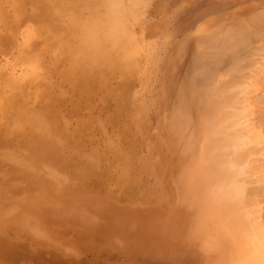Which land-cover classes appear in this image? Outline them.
Instances as JSON below:
<instances>
[{
	"label": "rangeland",
	"instance_id": "obj_1",
	"mask_svg": "<svg viewBox=\"0 0 264 264\" xmlns=\"http://www.w3.org/2000/svg\"><path fill=\"white\" fill-rule=\"evenodd\" d=\"M5 1L0 0V14H9L5 15L6 20L0 15V79L3 78L0 84L5 81L0 85V103H5L0 104V264H241L238 247L233 252L229 244L239 246L240 241L232 232L229 218L221 212L222 205L219 210L222 202L217 204L210 193L214 189L211 186L216 185L211 179L213 172L207 174L218 150L209 153V148L212 136L216 139L229 133L233 137L238 136V131L245 135L250 131L247 126H242V130L241 124L237 126L242 131L225 125L224 120L228 117L227 120L231 121L230 115L233 114L246 118V124H249L247 121L253 123L252 131H256L254 141L259 135H264V0H125L127 6L124 0H118V8L116 3L112 8L120 13H111L117 19L114 23H119L116 26L120 28L122 25L125 32L108 52L110 46L105 49L97 42L102 41L103 26L112 25L110 22L106 26L105 23L111 19L104 20L106 15L103 16L106 12L104 8L109 5L104 3L106 0H47L49 5L46 0ZM117 15H120L119 18ZM28 27L31 34L34 32L32 35L26 31ZM228 34L234 38H228ZM24 35L30 38L29 42ZM235 35L240 38L235 40L236 44L232 40ZM92 36L94 44L98 45L96 50L102 47L106 50L99 51L103 55H97V59L101 57L99 61L94 59L97 64L89 59L95 58V52L98 54V50L90 48L94 47L90 42ZM132 36H136L134 40ZM226 39L228 43L231 41L229 45ZM123 40L127 42L126 46H131V50L134 48L131 58L137 59L132 60L129 56L124 61L118 57ZM132 40H137V43ZM219 43L223 47L220 48ZM232 43L237 45L236 48ZM26 45H29L28 48ZM87 46L91 52L87 51ZM196 48L200 49L199 52ZM21 51L30 55L23 53L22 56ZM35 53L40 64L32 56ZM104 53L107 54L106 60ZM22 57L29 59L24 62L27 65ZM113 58L119 60L122 66H128L130 71L132 66L133 71H123L126 68L123 67L120 73L119 63L115 65L118 71L115 67L116 71L111 70L114 69L110 67ZM70 64L71 67L74 64L72 69ZM39 67L43 70L40 71ZM27 71L31 78L26 77H30ZM117 72L121 76L118 80ZM126 72L129 74L122 80ZM22 73L24 79L21 80L19 76L22 77ZM111 73L112 76H109ZM42 77L44 81H41ZM213 88L220 91V94L214 92L217 95L215 98L212 97L214 93L208 94ZM31 91L37 100H33ZM244 91L246 94L242 96ZM227 92L230 96L234 95V101L224 100L225 96H229ZM38 94L41 96L38 97ZM7 95L9 98L6 99ZM42 98L45 103H42ZM218 98L221 100H218V108L227 115L223 120L227 126L225 129L222 125L224 117L219 123L215 111L210 110L211 103ZM26 101L33 106L27 107ZM11 102L13 104L10 105ZM15 105L23 111L24 106L27 110L31 108L36 116V112L40 111L39 119L36 118L38 122L46 123L47 120L42 131L46 128L48 131L45 130V134H49L38 131L42 123L33 122V114V119L28 117L31 121L22 122L25 124L22 126L19 121L27 118L32 110L24 116L18 113L20 110L12 109ZM235 106L243 111H237ZM232 108L235 113H231L234 112ZM9 109L13 110L12 114ZM208 110L216 116L210 118L213 120H209L211 113L208 115ZM186 114L190 118L188 126ZM179 118L182 128L186 125L189 133L186 136L190 137L181 146L187 152L184 155L183 150L178 151L180 145L173 138L176 127L180 125ZM15 119L19 120L18 126ZM235 121L233 125L238 123ZM208 123L209 126L215 123V127L211 126L209 130ZM220 126L225 130L222 129L223 134L219 133ZM13 127L21 129H17L16 133ZM253 133H249L251 138ZM262 136L259 138L263 142L253 143L256 149L248 148L253 152H247L251 158L244 157L251 162L246 160L248 163L243 162L244 169H240L242 174L246 172L244 178L247 181L244 180V190L241 189L243 192L239 198V203L253 208L251 216H246L251 219V224L260 226L259 223L263 222L260 230L264 228ZM190 139V144L194 142L190 147L192 151L188 148L186 151L189 141L186 142L189 146L183 145ZM228 158L232 159L227 157V161ZM234 165L239 167V164L237 167ZM233 178L239 187L243 186L238 183V175ZM257 178L260 183L258 180L256 183ZM260 239L264 241L263 237Z\"/></svg>",
	"mask_w": 264,
	"mask_h": 264
},
{
	"label": "bare ground",
	"instance_id": "obj_2",
	"mask_svg": "<svg viewBox=\"0 0 264 264\" xmlns=\"http://www.w3.org/2000/svg\"><path fill=\"white\" fill-rule=\"evenodd\" d=\"M3 1V0H2ZM7 1V0H6ZM5 1V2H6ZM60 1V0H59ZM65 2H67V0H64ZM69 1V0H68ZM72 1V0H71ZM81 1V0H80ZM108 1V2H107ZM110 1V2H109ZM116 1H118V0H106V1H104V3H106V5L107 4H109V5H107V6H109L107 9H106V7L104 8V11H106V12H104V15L103 16H105V18L102 16V18H104V20H108V19H111L109 22H107V23H105L106 24V26L108 25V23H110V24H112V25H108L109 27H106L105 28V26H103V25H101V26H103L104 28H103V33H104V35H102L103 37L101 38V40L102 41H97L98 42V45H103V47L106 49V47H108V46H110V47H108L107 48V52L108 51H110L109 50V48H111V47H115V45H116V41L119 39V38H123V32H125V28H123V26L121 25L120 26V28H118V26H116V24L118 23V21H116V23H114L115 22V20H117L116 19V17H113L112 16V13L113 14H115L116 12L115 11H118V9L116 10V8H114L115 10H113V8H112V5H114V3H116ZM133 1V0H132ZM136 1V0H135ZM46 2H47V0H46ZM53 2H56V1H54L53 0ZM61 2H63V1H61ZM70 2V1H69ZM120 2H121V0H120ZM128 2H129V0H128ZM4 3V2H3ZM17 3V2H16ZM15 3V4H16ZM48 3V2H47ZM124 4H125V0H124V2H123ZM1 4V3H0ZM51 4H52V2H51ZM64 4V3H63ZM69 4V3H68ZM118 4H120V3H118ZM48 5H49V3H48ZM54 5V4H53ZM59 5V4H58ZM126 5V4H125ZM137 5V4H136ZM1 6V5H0ZM45 6V5H44ZM118 5H117V3H116V6L115 7H117ZM127 6V5H126ZM126 6L125 7H123V8H121V10L122 9H124V8H126ZM50 7H52L51 5H50ZM56 7H57V4H56ZM121 7H122V5H121ZM48 8V7H47ZM111 8V9H110ZM118 8V7H117ZM109 9V10H108ZM0 11H1V7H0ZM2 11H3V8H2ZM107 11H110L109 13H107ZM112 11H114V12H112ZM127 11V10H126ZM62 12V11H61ZM64 12V11H63ZM112 12V13H111ZM119 12V11H118ZM60 13V12H59ZM120 13V12H119ZM4 14V13H3ZM2 13L0 14L1 16H4L5 17V15L6 16H9V14H5V15H3ZM261 14V13H260ZM110 15H111V17H113V18H111L110 17ZM124 15H125V13H124ZM118 16V15H117ZM120 16V15H119ZM119 16H118V18H119ZM123 16V15H122ZM121 16V17H122ZM62 17V16H61ZM110 17V18H109ZM6 18L7 17H5V20H6ZM11 17H9V19H10ZM59 18H60V15H59ZM63 18H64V16H63ZM108 18V19H107ZM262 18H264V17H262ZM0 19H1V17H0ZM121 19V18H120ZM2 20H4V19H2ZM263 20V19H262ZM8 22H9V20H7ZM17 21V20H16ZM242 21V20H241ZM252 21V20H251ZM8 22H7V24H8ZM49 22V21H48ZM62 22V21H61ZM64 23H65V21H63ZM67 22V21H66ZM119 22H120V20H119ZM5 23H6V21H5ZM113 23H114V25H113ZM242 23H243V21H242ZM62 24V23H61ZM68 24V23H67ZM70 24V23H69ZM119 24V23H118ZM239 24V23H238ZM6 25V24H5ZM64 25V24H63ZM71 25V24H70ZM231 25V24H230ZM99 26V25H98ZM98 26H97V28H98ZM115 26V27H114ZM227 26H229V24L228 25H226V27ZM239 26V25H238ZM245 26V25H244ZM7 27H9V26H7ZM71 27H73V26H71ZM83 27V26H82ZM81 27V28H82ZM95 27V26H94ZM223 27V26H222ZM233 27V26H232ZM232 27H230V28H232ZM241 27V26H240ZM2 28V27H1ZM0 28V29H1ZM12 27H10V29H11ZM29 28L30 27H28V29H26V31L27 32H29L28 30H29ZM77 28H79L78 26H77ZM96 28V27H95ZM242 28V27H241ZM244 28V27H243ZM245 28H246V26H245ZM74 29V28H73ZM73 29H72V32H73ZM83 29H84V27H83ZM225 29V28H224ZM232 29H234V28H232ZM249 29V28H248ZM31 30V29H30ZM80 30H82V29H80ZM111 30V31H110ZM228 30V29H227ZM23 31H25V30H23ZM34 31V30H33ZM70 31H71V29H70ZM83 31V30H82ZM223 31V30H222ZM254 31V30H253ZM256 31V30H255ZM32 32V31H31ZM31 32H29V34L30 35H32L31 34ZM85 32V31H84ZM83 32V33H84ZM229 32H230V30H229ZM238 32H239V30H238ZM245 32V31H244ZM261 32V31H260ZM74 33V32H73ZM101 33V32H100ZM102 33V34H103ZM241 33V32H240ZM24 34H25V32H24ZM28 33L27 34H25L26 36L27 35H29ZM223 34V33H222ZM232 35H234L235 33H233V30H232V33H231ZM248 34V33H247ZM253 34V33H252ZM24 35V37L25 38H27L26 36ZM55 35V34H54ZM53 35V36H54ZM60 35H61V32H60ZM72 34H69V36H71ZM101 35V34H100ZM204 35V34H203ZM227 35V34H226ZM255 35V34H254ZM256 35H259V34H256ZM134 36V35H133ZM132 36V39L134 40V38L136 37H133ZM211 36V35H210ZM237 35H235V39H232V38H234V36H231L230 34H228V38L229 37H232V38H230V39H232L233 41H235L237 38H239V35H238V37H236ZM264 36V35H263ZM73 37V36H72ZM101 37V36H100ZM196 37H198V36H196ZM224 37H226L227 38V36H225L224 35ZM257 37V36H256ZM255 37V38H256ZM55 38H57V37H55ZM59 39V42H61L60 41V37H58ZM200 38V37H199ZM209 38V37H208ZM65 39V38H64ZM98 39V38H97ZM230 39H229V41H230ZM240 39V38H239ZM29 40H30V38L28 37L27 39H26V41L27 42H29ZM57 40V39H56ZM71 40V39H70ZM73 40V39H72ZM133 40H132V42H133ZM200 40V39H199ZM214 40H216L215 38H214ZM213 39H212V41H214ZM225 40V39H224ZM227 40V39H226ZM238 40V39H237ZM236 40V41H237ZM68 41V40H67ZM112 41V42H111ZM204 41V40H203ZM211 41V40H210ZM221 41H222V39H221ZM236 41H235V44H236ZM242 41V40H241ZM240 40H239V42H241ZM245 41V40H244ZM58 42V41H57ZM65 42V41H64ZM72 42V41H71ZM90 42L94 45V47L92 48V47H90L91 49H94L95 48V46L97 47L98 45H95L94 43H95V40H94V37L92 36V38H91V40H90ZM123 42L124 43H122L123 45H121V46H119V51H118V57L120 58V59H122V60H124V61H126V59H128L129 58V56H130V59H132V60H134V59H137L136 57H134V58H131V56H132V50H134V48H132V50H131V46L129 47V46H126V43L127 42H125L124 40H123ZM134 42H136L137 43V40L136 41H134ZM133 42V43H134ZM197 42V41H196ZM224 42H226V41H224ZM22 43V42H21ZM62 43V42H61ZM73 43V42H72ZM91 43H89V41H88V44L89 45H91ZM222 43V42H221ZM227 43H228V40H227ZM230 43H231V41H230ZM230 43H228V45L230 44ZM238 43V42H237ZM32 44V43H31ZM59 44V43H58ZM67 44V43H66ZM215 44V43H214ZM226 44V43H225ZM235 44L233 45V43H232V46H235ZM241 44H242V42H241ZM252 44V43H251ZM263 44V43H262ZM136 45V47H137V44H135ZM223 44H221V46H222ZM244 45V44H243ZM247 46H249L248 44H246ZM245 45V46H246ZM27 46H29V45H26V47ZM59 46V45H58ZM62 46V45H61ZM60 46V47H61ZM69 46V45H68ZM197 46V45H196ZM219 46H220V43H219ZM221 46H220V48H221ZM226 46V45H225ZM231 46V45H230ZM237 46V45H236ZM236 46H235V48H236ZM260 46H262V45H260ZM24 47H25V45H24ZM88 47L89 46H87V49H88ZM100 47V46H99ZM103 47L101 48V49H97L96 50V48H95V50L98 52V54H96V52H95V58H89L91 61H93L92 63L93 64H97V62L99 61L98 59H100L101 57H102V55H103V53L101 54V52L99 53V51L101 50L102 51V49H103ZM210 47V46H209ZM223 47V46H222ZM229 47V46H228ZM28 48V47H27ZM35 48V47H34ZM56 48H59V47H57L56 46ZM89 48V49H90ZM98 48V47H97ZM215 48V47H214ZM263 48V47H262ZM21 49H23L24 50V48H21ZM60 49V48H59ZM59 49H57V52H58V50ZM62 49H64V48H62ZM87 50V51H90V50ZM105 49H103V50H105ZM130 49V50H129ZM197 49V48H196ZM206 49V48H205ZM223 49V48H222ZM225 49H228V48H225ZM229 49H231V48H229ZM264 49V48H263ZM20 50V49H19ZM94 50V51H95ZM115 50V49H114ZM198 50V52H199V50L200 49H197ZM221 50V49H220ZM234 50V49H233ZM152 51V50H151ZM206 51V50H205ZM229 51V50H228ZM252 51H254V50H252ZM251 51V52H252ZM256 51V50H255ZM258 51V50H257ZM22 52V51H21ZM35 51H33L32 53H34ZM60 52H61V50H60ZM85 52H86V50H85ZM91 52V51H90ZM89 52V53H90ZM105 52H106V50H105ZM130 52V53H129ZM197 52V53H198ZM223 52V51H222ZM222 52H220V53H222ZM27 54L28 52H26V51H24V52H22V54ZM201 53V52H200ZM20 54V53H19ZM24 54L22 55V56H24ZM29 55H30V53H28ZM93 54H94V52H92V56H93ZM104 54H106V53H104ZM29 55H27V56H29ZM55 55V54H54ZM58 55H59V52H58ZM88 55H90V54H88ZM97 55H101V57L99 58V56H98V59L96 58L97 57ZM209 55V54H208ZM262 55V54H261ZM33 57L35 56V61L38 59L39 60V58L36 56V53H35V55H32ZM30 57V58H33V57ZM40 56H41V54H40ZM85 57L87 56V55H84ZM92 56H89V57H92ZM201 56V55H200ZM25 57H26V55H25ZM25 57L23 58H21V59H25ZM28 57V58H29ZM37 57V58H36ZM59 57V56H58ZM209 57V56H208ZM210 57H213V56H211L210 55ZM209 57V58H210ZM46 58V57H45ZM70 58V57H69ZM104 59L105 58H107V54H106V56L105 57H103ZM109 58V60H112L110 57H108ZM204 58V57H203ZM207 58V57H206ZM215 58V57H214ZM20 59V58H19ZM88 59V58H87ZM88 59V60H89ZM94 59H97L98 61H95ZM217 59V58H216ZM262 59H263V57H262ZM89 60V61H90ZM101 60H103V59H101ZM101 60H100V64L102 63L101 62ZM106 60V59H105ZM108 60V59H107ZM113 62H116V63H113L112 61H111V63L112 64H114V65H110V67L111 68H114L115 67V65L117 64L118 65V63H119V60H115L114 58H113ZM23 61V60H22ZM25 61H29V59L27 60V59H25L24 61H23V63L25 62ZM34 61V60H33ZM70 61V60H69ZM68 61V62H69ZM75 61H77V60H75ZM74 61V62H75ZM258 61V60H257ZM31 62V61H30ZM37 62V61H36ZM41 62H43V61H41ZM67 62V64H69ZM71 62H72V59H71ZM208 62V61H207ZM38 64H40L39 62H37ZM89 63V62H88ZM107 63V62H106ZM108 63H110L109 61H108ZM25 64V63H24ZM29 64V63H28ZM75 64H77V65H79L78 63H75ZM90 64V66H92L91 65V63H89ZM105 64V63H104ZM206 64H208V63H206ZM249 64H251V63H249ZM249 64H247V66H249ZM25 65H27V64H25ZM34 65H36V64H34ZM71 65L72 64H70V67H71ZM98 65H99V63H98ZM97 65V66H98ZM116 65V66H117ZM120 65V66H119ZM119 65L117 66L118 67V69H121L119 72L120 73H122V69H123V67L125 68V69H123V71H130L129 70V68H128V66H126V65H124V66H122V64L121 63H119ZM96 66V67H97ZM101 66V65H100ZM103 66V65H102ZM104 66H106V65H104ZM107 66H109V64H107ZM106 66V67H107ZM30 67V66H29ZM33 67V69H34V66H32ZM37 67V66H36ZM35 67V70L37 69ZM40 67H41V65H40ZM39 67V68H40ZM43 67V66H42ZM70 67H68V69L70 68ZM73 67H74V64H73ZM73 67H71L70 69H72ZM120 67V68H119ZM90 68H93V66L92 67H90ZM98 68V67H97ZM110 68V69H111ZM116 68V67H115ZM115 68L114 69H111V70H114V71H116L117 70V68H116V70H115ZM133 67L132 66H130V69H131V71L130 72H132L133 71V69H132ZM204 68H207V70L209 69L207 66L205 67L204 66ZM259 68V67H258ZM262 68V67H261ZM29 69H31V68H29ZM41 69L42 68H40L39 70L41 71ZM43 69H44V67H43ZM42 69V70H43ZM109 69V68H108ZM201 69H202V67H201ZM235 69V68H234ZM34 70V71H35ZM38 70V69H37ZM36 70V71H37ZM74 70V69H73ZM72 70V71H73ZM96 70H98V69H96ZM106 70H107V68H106ZM111 70H110V72H111ZM236 70V69H235ZM257 70H259V69H257ZM34 71H32V72H34ZM45 71V70H44ZM92 71V70H91ZM94 71V70H93ZM102 71H104V70H102ZM118 71V70H117ZM203 71V70H202ZM98 72H99V70H98ZM204 72H205V69H204ZM259 72V71H258ZM24 73V72H23ZM22 73V77L21 76H19L20 78H21V80H22V78L24 79V74ZM29 73V75H30V72H28L27 71V74ZM38 73V72H37ZM43 74H44V72H42ZM47 73V72H46ZM45 73V74H46ZM70 73V72H69ZM101 73V72H100ZM119 73V74H120ZM124 73V72H123ZM239 73V72H238ZM12 74V73H11ZM34 74V73H33ZM32 74V75H33ZM39 74V73H38ZM43 74H41V75H43ZM91 74V73H90ZM104 74V73H103ZM108 74V73H107ZM116 74V73H115ZM118 74V72H117V74H116V76L118 75V78L117 77H115V78H117V80L119 79V77H121L120 75ZM128 72H126V74L125 75H122V80H125L124 78H123V76H125L126 77V75L128 76ZM20 75H21V73H20ZM26 75V74H25ZM96 75V74H95ZM99 75V74H98ZM260 75V74H259ZM36 76H37V74H36ZM36 76H32V77H35L36 78ZM43 76H45V75H43ZM107 76V75H106ZM109 76H112V73L109 75ZM113 76H115V75H113ZM264 76V75H263ZM6 77H9V75L8 76H6ZM27 78H31V75H30V77L29 76H26ZM25 77V78H26ZM48 77H49V75H48ZM97 77V76H96ZM105 77V76H104ZM199 77V76H198ZM215 77V76H214ZM245 77H247V76H245ZM19 78V79H20ZM38 78H40L41 79V77H38ZM37 78V79H38ZM127 78V77H126ZM203 78V77H202ZM235 78V77H234ZM255 78V77H254ZM259 78V77H258ZM6 79H8V78H6ZM10 79V78H9ZM8 79V80H9ZM46 79V78H45ZM105 79H106V77H105ZM230 79V78H229ZM233 79V78H232ZM263 79V78H262ZM0 80H3V78L2 79H0ZM5 80V79H4ZM7 80V81H8ZM11 81L13 80V78L12 79H10ZM17 80V79H16ZM16 80H14V81H16ZM33 80V78L31 79V82H33L32 81ZM36 80V79H35ZM115 80V79H114ZM226 80V79H225ZM240 80V79H239ZM238 80V81H239ZM20 81V80H19ZM28 81V80H27ZM26 81V82H27ZM29 81H30V79H29ZM41 81H44V79H43V77H42V80ZM109 81V80H108ZM253 81H255V80H253ZM252 81V82H253ZM2 82V81H1ZM3 82H5V81H3ZM3 82H2V84H0L1 86L3 85ZM48 82V81H47ZM213 82V81H212ZM219 82V81H218ZM229 82L231 83L232 81L231 80H229ZM256 82V81H255ZM254 82V83H255ZM261 82H263V80L261 81ZM7 83V82H6ZM5 83V84H6ZM9 83H11L10 81H9ZM8 83V84H9ZM20 83V82H19ZM23 83V82H22ZM30 83V82H29ZM233 83V82H232ZM239 83H241V82H239ZM35 84V83H34ZM42 84V83H41ZM229 84V83H228ZM257 84V83H256ZM13 85V84H12ZM18 85V84H17ZM211 85H213V84H211ZM234 85V84H233ZM236 85H239V84H236ZM248 85V84H247ZM0 86V87H1ZM5 86V85H4ZM8 86V85H7ZM20 86V85H19ZM18 86V87H19ZM34 86V85H33ZM217 86H219V85H217ZM216 86V87H217ZM235 86V85H234ZM240 86V85H239ZM254 86H256V85H254ZM253 86V87H254ZM9 87V86H8ZM12 87V86H11ZM209 87V86H208ZM227 87V86H226ZM20 88H21V86H20ZM62 88V87H61ZM242 88H243V86H242ZM206 89H208V88H206ZM212 89V88H211ZM222 89V88H221ZM220 89V90H221ZM1 90H2V88H1ZM8 90V89H7ZM7 90H5V91H7ZM11 90V89H10ZM15 90V89H14ZM20 90V89H19ZM31 90H32V88H31ZM43 90V89H42ZM65 90V89H64ZM204 90V89H203ZM214 90V91H213ZM213 92L210 90V93H208L209 95H211V93L213 94L214 92L216 93V94H220V91H216L214 88H213ZM229 90H230V88H229ZM250 90V89H249ZM256 90V89H255ZM3 91V90H2ZM49 91V90H48ZM205 91H208V90H205ZM204 91V92H205ZM224 91V90H223ZM232 91V89L230 90V92ZM251 91L252 90H250V93H251ZM254 91V90H253ZM4 92V91H3ZM3 92H2V95H3ZM9 92H11V91H9ZM18 92V91H17ZM16 92V93H17ZM32 92V91H31ZM35 92V91H34ZM63 92V91H62ZM202 93L204 96H205V93ZM241 92V91H240ZM242 92H243V90H242ZM261 92V91H260ZM6 94H8V91L7 92H5ZM43 94H44V92H42ZM214 93V94H215ZM228 94H229V96L227 97V96H225V99L224 100H226V99H229L228 101H230V100H232L233 99V97H234V95H232V96H230L231 94L229 93V92H227ZM263 93V92H262ZM11 94H13V93H11ZM19 94V93H18ZM20 94H22L21 92H20ZM33 94V95H32ZM32 97H34L33 98V100L35 101V100H37V99H35V96H34V94L35 93H33L32 92ZM207 94V95H208ZM213 95L212 97L213 98H215V96H217V95ZM245 91H244V94H242V96L244 95L245 96ZM261 94V93H260ZM264 94V93H263ZM1 95V94H0ZM14 95V94H13ZM175 95V94H174ZM208 95V96H209ZM239 95V94H238ZM262 95V94H261ZM260 95V96H261ZM5 96V95H4ZM9 95H7L5 98L7 99V97H8ZM20 96H22V95H20ZM41 95H39L38 94V97H40ZM43 96V95H42ZM203 96V97H204ZM218 96H220V95H218ZM249 96V95H248ZM264 96V95H263ZM1 97V96H0ZM3 97V96H2ZM25 97V96H24ZM24 97H22V99L24 98ZM163 97V96H162ZM227 97V98H226ZM9 98V97H8ZM21 98V97H20ZM46 97H44V99H45ZM221 98V97H220ZM221 98V99H222ZM231 98V99H230ZM244 98V97H243ZM254 98V97H253ZM2 99V98H1ZM28 99V98H27ZM32 99V98H31ZM41 99V98H40ZM44 99L42 98V103L44 102ZM237 99V98H236ZM235 99V100H236ZM247 99H249L248 97H247ZM247 99H245V100H247ZM255 99V98H254ZM258 99H259V96H258ZM12 100H13V97H12ZM17 100V99H16ZM33 100H32V102H33ZM218 100L219 101H221L219 98L218 99H216V101H217V105L215 104L216 103V101H214V99L213 100H211L210 101V103L212 102V101H214V103L212 102L211 103V105H210V110H211V112L213 111H215L214 112V114L215 115H217V119L219 120V123H221L220 122V120L222 119V121L225 119V117H227V115L226 114H224V112L223 111H221V109H219L220 107H219V103H218ZM257 100V99H256ZM255 100V101H256ZM260 100H261V98H260ZM1 101V100H0ZM4 101V100H3ZM10 100H8V102H9ZM23 101V100H22ZM48 101V100H47ZM206 101H208V100H206ZM232 101H234V99L232 100ZM237 101V100H236ZM248 101V100H247ZM7 102V103H8ZM14 102H16V101H14ZM24 102H25V100H24ZM24 102H22V103H24ZM29 102H31V101H29ZM46 102V101H45ZM44 102V103H45ZM259 102H261V101H259ZM264 102V101H263ZM3 103V104H2ZM2 103H0L1 105H4L5 103L4 102H2ZM17 104L19 103V102H16ZM34 103V102H33ZM102 103V102H101ZM203 103V102H202ZM221 104H222V102H220ZM249 103V102H248ZM254 103V102H253ZM10 105L11 104H13V102H11V103H9ZM21 104V103H20ZM207 104H208V102H207ZM215 104V105H214ZM224 104V103H223ZM222 104V106H224ZM230 104V103H229ZM244 104H246V103H244ZM258 104V103H257ZM261 104V103H260ZM264 104V103H263ZM8 105V104H7ZM7 105H6V108H7ZM9 105V106H10ZM25 105V104H24ZM47 105V104H46ZM205 105V104H204ZM226 105V104H225ZM227 105H228V103H227ZM226 105V106H227ZM234 105V104H233ZM248 105V104H247ZM262 105V104H261ZM26 106L28 107V106H33L31 103H30V105H29V103L27 104V101H26ZM26 106H24V111H23V109L21 108V109H18L17 107H19V105L17 106V105H15V107L17 108V109H14V108H12L13 110H20L18 113H22L24 116H26V113L27 112H29V111H31L32 109L30 108H28V110H27V108H26ZM176 106V105H175ZM207 106V105H206ZM205 106V108H208L209 109V106L208 107H206ZM225 106V107H226ZM242 106V105H241ZM10 107H12V106H10ZM9 107V108H10ZM47 107V106H46ZM215 107V108H214ZM219 107V108H218ZM233 107V106H232ZM249 107V106H248ZM4 108H5V106H4ZM223 108V107H222ZM231 108V106L229 105V109ZM234 108H236V106L234 107ZM234 108H232L233 110L232 111H234V112H231V113H235L236 111L234 110ZM242 108H243V106H242ZM245 108V107H244ZM243 108V109H244ZM11 109V110H12ZM175 109H176V107H175ZM229 109L227 110V111H229ZM240 108H238V110H239ZM248 109V108H247ZM7 110H8V108H7ZM11 110L9 109V111H10V113H11ZM12 110V111H13ZM27 110V111H26ZM139 110V109H138ZM184 110V109H183ZM189 110V109H188ZM210 110H208L207 111V114L209 115L211 112H210ZM218 110H220V112L218 111ZM223 110L224 111H226L225 110V108H223ZM236 110H237V108H236ZM237 110V111H238ZM241 110V109H240ZM35 111V110H34ZM176 111V110H175ZM241 111H243V110H241ZM252 111V110H251ZM257 111V110H256ZM25 112V113H24ZM139 112V111H138ZM185 112V111H184ZM188 112V115H189V111H187ZM204 112H206V111H204ZM210 112V113H209ZM217 112H219V114H217ZM222 112V113H221ZM9 113V114H10ZM13 113V112H12ZM11 113V114H12ZM36 113H38V115L36 116V114L33 112V110H32V112L30 113L29 112V116H27V118H25V117H23V119H22V117L21 116H19V118L21 117V119L23 120H21V121H19L20 123H22V122H25V123H27L26 122V120L28 121H31L30 120V118H32L33 119V115H34V120H33V122H38V119H39V113H40V111L39 112H36ZM180 113H182V112H180ZM230 112H229V115L231 114ZM237 113H240V111L239 112H237ZM236 113V114H237ZM242 113V112H241ZM244 113H245V111H244ZM6 114V113H5ZM28 114V113H27ZM31 114H33V115H31ZM177 114H178V116H179V113L177 112ZM183 114H185V113H183ZM182 114V115H183ZM213 113H211V117H209V120H213L216 116L214 115ZM248 114V113H247ZM250 114V113H249ZM258 114V113H257ZM263 114V113H262ZM207 115V116H208ZM224 115H226V116H224ZM240 115V114H239ZM244 115V114H243ZM136 116H137V114H136ZM173 116V115H172ZM186 116H187V114H186ZM185 116V117H186ZM190 116V115H189ZM204 116V115H203ZM214 118H213V117ZM230 116H232L231 118V121H229V120H227V118H226V120H224L225 122H226V124L224 123V121H223V123H222V125H223V127H224V129L225 128H227V126L229 127H232V128H234V129H238V130H241L242 129V126H244L243 128H245L246 126V128H247V130H248V128H249V130L250 131H248L247 132V130L245 131V133H246V135L243 133V132H240V131H238V136H236V135H234L233 137H230L229 136V133H227L228 134V136H226V134H225V136H221V138H220V136H218L219 134L217 133L216 134V136H218L216 139H214L215 138V136L213 137L212 135V141H211V144H210V148H209V153H210V151H212V150H218V154H217V157H215L214 159H213V162L212 163H207V165L209 164V170H208V173L209 174H207V176L208 175H210V171L211 172H213V173H211V175L213 176H209L212 180H214L215 181V183H213V184H215L216 186H211V187H213L214 189H212V191L210 190V193L212 192V194H213V196H214V198L212 197V200L213 199H216L217 201H216V203L217 204H219L220 202H222V204H219V210H220V208L222 207V209H221V212L223 213V214H225V217H228L227 219H228V221L230 220V226H231V228H232V232H233V234H234V236L238 239V242L240 241V245L238 246V244H236L234 247L232 246V244L229 242V244H230V246L232 247L230 250L231 251H235L236 250V248L235 247H238L237 248V250H238V255H239V261H241V264H264V241H262L260 238H264V236L262 235L263 234V232L262 231H264V228L262 229V230H260V226H261V224H263V222L262 223H259L260 224V226H256V225H253V224H251V219H248V217H246V216H248V215H250L251 216V214L253 213V211H251L250 212V210H252L251 208H250V206L249 207H247V206H244L243 204H241V203H239V201H240V199L239 198H241V196H242V192H243V190H244V185H243V183H244V180H246L245 178H244V174L246 173V172H244L243 174L240 172V169H244V165L245 164H243V162L244 163H248V162H251L250 161V159L249 160H247L248 158H251V157H249L248 156V154L249 153H247V152H249L251 149H253V147H255V145L253 144L254 142L255 143H259V142H263L262 141V138H261V140H260V138L259 137H261L260 135H259V140H258V138H256V140L254 141V136H256L255 134H256V129L254 130L255 131V133H253V128H252V125H253V123L252 124H250V122L251 121H247V122H249V124L247 123H245L246 122V118H244L243 116V118L245 119L244 120V123H243V119H242V117L240 116V118H239V116L238 117H236V115L235 114H233V115H230ZM258 116V115H257ZM28 117H30L29 119H28ZM36 117H38V119L36 118ZM43 117V116H42ZM161 117H162V115H161ZM179 117H181V116H179ZM188 117V116H187ZM235 117V118H234ZM12 118V117H11ZM10 118V119H11ZM44 118V117H43ZM183 118V117H182ZM181 118V119H182ZM210 118H213V119H210ZM3 119V118H2ZM13 119H14V117H13ZM18 119V118H17ZM25 119V120H24ZM164 119V118H163ZM175 119V118H174ZM190 118L188 117V119H186L187 120V124H186V120H185V123L182 121V123H184V125L186 124L187 126L189 125L188 123H189V120ZM234 119H237L236 121L234 120ZM16 120V119H15ZM41 120V119H40ZM102 120V119H101ZM100 120V121H101ZM218 120H215V121H217L218 122ZM232 120H233V122H232ZM241 120H242V123H241ZM14 121V120H13ZM17 121V120H16ZM16 122V125L18 126V124L17 123H19V122ZM97 121V120H96ZM234 121H235V123H237V124H234L233 125V123H234ZM42 124H39V126L41 127V130L40 129H38V131H42L43 129H44V127H45V125H46V123H47V120H46V123L45 122H42V121H40ZM40 122H38V123H40ZM99 122V121H98ZM179 122H180V125H179V127H176V129H175V132L173 133L175 136L173 137V138H175V140H176V144H178V145H180V150H178V151H182L183 150V147H181L182 146V144H183V141L187 138H190V137H187L186 136V134H187V128L184 126V128H182V126H181V120H180V118H179ZM227 122H229L230 124H231V122H232V124L230 125H228V123ZM30 124H31V122H29ZM37 123V124H38ZM43 123H45V125H43ZM167 123V122H166ZM174 123V122H173ZM254 123H256V122H254ZM10 124V123H9ZM11 124H12V122H11ZM24 123H22L21 125L22 126H24L23 125ZM33 124V123H32ZM35 125V126H38V125ZM102 124V123H101ZM177 124H179V123H177ZM215 124V123H214ZM214 124H210V126H209V123H208V129H209V127H211V126H213V127H215L214 126ZM227 125V126H225V125ZM239 124V125H238ZM240 124H241V129L238 127V126H240ZM244 124H246V125H244ZM20 125V124H19ZM34 125V124H33ZM165 125V124H164ZM238 125V126H237ZM248 125L250 126V127H248ZM32 126V125H31ZM38 126V128H40ZM43 126V127H42ZM217 126V125H216ZM10 127V126H9ZM14 127H15V125H14ZM13 127V130L17 133V129H21V128H18L17 127V129L15 130V128ZM20 127V126H19ZM29 127V126H28ZM100 127V126H99ZM221 127L222 126H220V130L221 131H219V133H222V129H221ZM236 127V128H235ZM254 127V126H253ZM24 128V127H23ZM26 128V127H25ZM36 129H37V127H35ZM43 128V129H42ZM174 128H175V126H174ZM173 128V129H174ZM218 127H216V129H217ZM232 128H230V129H232ZM29 129H31V128H29ZM49 129V128H48ZM104 129V128H103ZM106 129V128H105ZM104 129V130H105ZM169 129V128H168ZM219 129V128H218ZM223 129V131L225 132V130ZM23 130V129H22ZM45 130H46V128H45ZM45 130L44 131H42L44 134H45ZM50 130V129H49ZM103 130V131H104ZM210 130V129H209ZM213 130H215V129H213ZM243 130V129H242ZM241 130V131H242ZM18 131H20V130H18ZM46 131H48V130H46ZM102 131V132H103ZM189 131V130H188ZM218 131V130H217ZM216 131V132H217ZM228 130H226V132H227ZM232 131V130H231ZM230 131V134H232L233 135V133ZM252 131V132H251ZM8 132H11V131H8ZM59 132V131H58ZM67 132V131H66ZM105 132V131H104ZM168 132V131H167ZM171 132H172V130H171ZM170 132V133H171ZM259 132V131H258ZM50 133H51V131H50ZM52 133H53V131H52ZM72 133V132H71ZM70 133V134H71ZM215 133V132H214ZM249 133H253V134H251L252 135V138L250 137V134ZM47 134V133H46ZM45 134V135H46ZM49 134V133H48ZM47 134V135H48ZM189 134V133H188ZM187 134V135H188ZM213 134V133H212ZM223 134V133H222ZM62 135V134H61ZM215 135V134H214ZM242 135H244V136H242ZM9 136V135H8ZM72 136H73V134H72ZM106 136V135H105ZM173 136V135H172ZM190 136V135H189ZM242 136V138H239V137H241ZM249 136V137H248ZM48 137V136H47ZM53 137H55V136H53ZM57 138H59L60 139V137H58V135L56 136ZM56 137L55 138H52L51 136H50V138H52V139H56ZM107 137V136H106ZM209 137H210V134H209ZM235 137H237V138H235ZM244 137V138H243ZM262 137H264V135L262 136ZM116 138V137H115ZM247 140H246V139ZM48 139V138H47ZM62 139V138H61ZM63 140V139H62ZM208 140V139H207ZM211 140V139H210ZM264 140V139H263ZM64 141V140H63ZM103 141V140H102ZM106 141H107V143H108V139H106ZM187 141H189L188 143H189V145H188V143H186ZM258 141V142H257ZM56 142V141H55ZM190 142H192V140L190 139V140H186L185 141V143H184V145L183 146H186V144L189 146V147H184L185 148V150L188 148L189 149V151H192V147H191V145L194 143H192V144H190ZM44 143H46V142H44ZM61 143V142H60ZM48 144V143H47ZM46 144V145H47ZM111 144V143H110ZM250 145V146H249ZM252 145H254V146H252ZM174 146V145H173ZM193 146V145H192ZM230 146V147H229ZM247 148H246V147ZM112 147V146H111ZM191 147V148H190ZM251 147V149H248V148H250ZM46 148V147H45ZM73 148V147H72ZM88 148V147H87ZM182 148V149H181ZM224 148H225V150H224ZM233 148H234V150L235 151H233ZM261 148V147H260ZM263 148H264V146H263ZM6 149V148H5ZM4 149V150H5ZM22 149V148H21ZM40 149V148H39ZM76 149V148H75ZM91 149V148H90ZM187 149V150H188ZM226 149H227V151H226ZM231 149V150H230ZM255 149H256V147H255ZM186 150V151H187ZM237 150V151H236ZM25 151V150H24ZM232 151V152H231ZM206 152L208 153V148H207V150H206ZM231 153V156H230V153ZM73 153V152H72ZM182 153V152H181ZM185 153H187V152H185L184 150H183V154L182 155H184ZM224 153V154H223ZM250 153H253L252 151H250ZM180 154V153H179ZM191 154V152H189V155ZM222 154V155H221ZM227 154H228V156H227ZM248 156H246V155ZM84 155V154H83ZM89 155V154H88ZM187 155V154H186ZM192 155V154H191ZM210 155V154H209ZM211 155H212V153H211ZM210 155V156H211ZM213 155H215V154H213ZM224 155H226V157L224 156ZM253 155V154H252ZM81 156V155H80ZM188 156V155H187ZM210 156H208V158H210ZM221 156H223L222 158H221ZM239 158H238V157ZM243 156V157H242ZM88 157V156H87ZM174 157V156H173ZM191 157V156H190ZM227 157H230V158H232V159H229L228 158V161H227ZM244 157H246L247 159H245ZM213 158V157H212ZM239 161H238V160ZM242 159V160H241ZM244 159V160H243ZM172 160V159H171ZM238 161V163H237V161ZM246 160L248 161V162H246ZM189 161H191V158H190V160ZM236 161V162H235ZM172 162V161H171ZM240 162V163H239ZM242 162V163H241ZM188 163V162H187ZM190 163V162H189ZM234 164H236V167H237V165L239 166L238 168H235V165ZM241 164V165H240ZM242 166V167H241ZM208 167V166H207ZM178 168V167H177ZM234 169H236V170H234ZM256 169V168H255ZM236 171V172H235ZM40 172V170L38 171V173ZM175 172H176V170H175ZM264 172V171H263ZM159 174V173H158ZM238 175V181H239V179H240V181L238 182V183H242V185L243 186H241V187H239L240 185L239 184H236V182L234 181V180H232V178H233V176L235 177V176H237ZM239 175H242V176H239ZM178 176V175H177ZM178 177H180V176H178ZM232 177V178H231ZM244 179H243V178ZM233 179H235V178H233ZM249 179V178H248ZM264 179V178H263ZM262 179V180H263ZM256 180V183H257V180H258V178L257 179H255ZM254 179H253V181H255ZM260 180V179H259ZM259 180H258V182H259ZM247 181V180H246ZM250 181V180H249ZM252 181V180H251ZM264 181V180H263ZM260 183V182H259ZM66 184V183H65ZM212 184V183H211ZM58 185V184H57ZM239 185V186H238ZM58 187H59V185H58ZM114 187V186H113ZM189 189V188H188ZM241 189H243V190H241ZM255 191V190H254ZM119 192V191H118ZM209 192V191H208ZM264 192V191H263ZM214 201V200H213ZM166 202V201H165ZM199 202V201H198ZM250 202V201H249ZM237 203H239V204H237ZM247 203V202H246ZM192 204V203H191ZM222 205V206H221ZM240 205H241V207H240ZM256 205V204H255ZM239 206V207H238ZM259 206V205H258ZM217 208V207H216ZM239 208H241V209H239ZM242 208H243V210H242ZM247 208V209H246ZM218 209V208H217ZM245 209H246V211H245ZM249 209V210H248ZM191 210H193L192 208H191ZM244 211L245 212V215L243 214V212L242 211ZM225 211V212H224ZM249 211V212H248ZM193 213V212H192ZM256 213V212H255ZM260 213V212H259ZM257 215V214H256ZM260 217V216H259ZM256 218V217H255ZM262 218V217H261ZM256 220H258L257 218H256ZM255 220V221H256ZM254 221V220H253ZM262 221H264V219L262 220ZM260 222V221H259ZM258 225V224H257ZM259 228V229H258ZM218 229V228H217ZM205 231V230H204ZM215 232H216V230H215ZM218 233H219V231H218ZM221 233H223V232H221ZM214 235V234H213ZM219 235H220V233H219ZM222 235V234H221ZM215 236H217V237H219L218 235H215ZM222 237V236H221ZM220 239V238H219ZM218 241V239L216 240V242ZM221 242H223V241H221ZM233 244H234V242H232ZM241 244H243V245H241ZM235 248V249H234ZM217 250V249H216ZM219 250V249H218ZM217 250V251H218ZM220 253H221V251H219ZM217 254H218V252H217ZM219 255H221V254H219ZM220 258H221V256H220ZM219 264H221V263H219Z\"/></svg>",
	"mask_w": 264,
	"mask_h": 264
}]
</instances>
